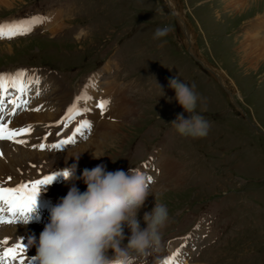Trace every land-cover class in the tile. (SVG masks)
Returning a JSON list of instances; mask_svg holds the SVG:
<instances>
[{
    "label": "rangeland",
    "instance_id": "obj_1",
    "mask_svg": "<svg viewBox=\"0 0 264 264\" xmlns=\"http://www.w3.org/2000/svg\"><path fill=\"white\" fill-rule=\"evenodd\" d=\"M169 1L173 10L168 0H0V24L46 20L49 12H62L58 17L61 29L54 34L39 25L26 35L0 39V73L36 70L55 74L63 91L70 94L66 99L73 100L89 80L94 82L85 90L91 97L83 102L88 111L73 120L71 132L87 120L92 125L90 131L84 130L91 134L87 141L106 133L107 138L116 136V141L104 143L94 152L98 159H106L89 164L87 169L102 164L109 172H127L151 155L139 168L148 180L151 177L152 196L147 197L137 219L143 230L144 214L151 212L155 203L166 205L170 219L163 232L160 264L165 260L171 264H264V51L244 58L245 50L238 52L242 38L250 42V34L255 33L252 28L264 21V0L250 8L246 5L252 0L239 8L238 1L230 8L224 0ZM164 26L171 28L169 34L154 40L156 28ZM164 40L167 43L160 47ZM176 76L189 86L194 84L196 93L206 98V110L201 112L199 103L197 108L211 125L206 138H183L171 125L181 113L188 118L168 86ZM48 80L31 87L29 98L26 96L28 110L21 109L15 116H9L12 109L7 116L4 112L6 121L31 112L39 99L47 100L54 89ZM37 87L39 96L34 92ZM113 93L123 102L116 100L111 111L108 105V117L102 116L107 120L99 119L97 102L113 97ZM38 106L50 110L43 109L41 103ZM9 107L4 105L6 110ZM116 111L127 114L124 121ZM113 116L123 122L111 132L106 122ZM55 128L53 140L57 142L69 129L57 123ZM85 137L64 146L60 153L81 149L87 145V141L79 143ZM162 158L178 165L176 177L170 170V180L165 181L167 175L158 172ZM56 168V172L62 170ZM85 168H77V177ZM34 170L33 165L27 169L25 176L33 175L32 179L21 182L30 184L34 177L43 179L55 173ZM5 183L0 187H9ZM75 184L80 192L86 190L82 180ZM47 192L37 197L43 211L64 197L54 194V188ZM2 216L7 220V212ZM43 221L40 217L38 223ZM13 224L0 223V231L12 230ZM130 235L125 226L123 244ZM3 252L0 248V256ZM149 264H156L155 259L150 257Z\"/></svg>",
    "mask_w": 264,
    "mask_h": 264
},
{
    "label": "clouds",
    "instance_id": "obj_2",
    "mask_svg": "<svg viewBox=\"0 0 264 264\" xmlns=\"http://www.w3.org/2000/svg\"><path fill=\"white\" fill-rule=\"evenodd\" d=\"M170 31L167 26L157 27L153 39L161 40ZM165 43L166 40L159 46ZM168 86L174 90L178 105L188 113V118L181 113L171 123L175 132L193 140L206 138L210 122L197 112L198 103L202 105L201 112L206 110V98L196 93L194 84L189 86L177 76ZM76 172L75 163L58 171L57 179L71 187L66 196L50 208L49 222L38 241L34 236L27 241V248L33 245L36 248L33 264H149L150 257L160 264L163 232L170 218L166 205L155 203L152 211L144 214L146 227L141 230L137 213L147 197L152 196L145 173L136 167H130L127 172H109L102 164L85 168L79 177ZM77 179L86 185L84 192L76 187ZM45 191L47 186L41 189ZM39 220L36 199L31 213L20 224L26 226ZM125 226L131 232L126 245L123 244Z\"/></svg>",
    "mask_w": 264,
    "mask_h": 264
},
{
    "label": "bare ground",
    "instance_id": "obj_3",
    "mask_svg": "<svg viewBox=\"0 0 264 264\" xmlns=\"http://www.w3.org/2000/svg\"><path fill=\"white\" fill-rule=\"evenodd\" d=\"M224 1H226L225 6L227 8L233 7L234 2L238 1V5H239L238 8H239V7H242L246 3L247 0H224ZM168 2H169V6L173 10L174 4L171 3L169 0H168ZM260 3H262V0H252V2H249V5H246V6H247V8L248 7L250 8V5L252 7V6H257ZM68 11H69V13L72 12L70 9ZM60 16H62L61 11L49 12L46 16L47 19L43 20L44 22L35 25L32 28V30H34V28L39 26V25H43V27H49L46 31L54 34L56 31H59L61 29L59 26V23H58V21H59L58 17H60ZM182 21L183 20H181V22ZM21 22H23V21H21ZM14 23H20V22H16V21L9 22V21H7V22L1 23V24H14ZM56 29H58V30H56ZM187 30H188V28H187ZM252 31H255V33L250 34L251 37H253L250 39V42H249V38H242V42H240V44L241 43L242 44H241V49L238 52L243 53L242 50L243 49L245 50V54L243 53V58H244V56L247 57V55H256L259 53V51L261 53L264 51V21L261 23L260 27L252 28ZM26 72L30 76L31 75L38 76L39 80L44 81V80L49 79L50 81L48 80L47 84L50 85V87L52 86V88L54 86L53 93L51 95H48L47 100L41 98L38 101L34 102L33 108L31 107L32 109L37 108V107H39L38 104L41 103V107H44L43 109L49 108L50 110H52V112L50 113V110H46V111L41 110L42 112L38 111L36 113L31 111L29 113H26V114L20 116L19 118L15 119L14 121H13V118L11 119V123L9 124V128L19 129V128H26L29 125H31L32 131L29 135H25V136H21V137L17 138L18 140L26 141V143H23V144L14 143L11 141H0V180L3 177L2 182L0 184H2V186H3L4 183L6 181H8L9 177L11 178V180H10L11 182L9 184L5 183L6 184L5 186L8 185L9 187H15V186L23 183V182H21L22 180H28L30 178L32 179L31 176H33V175H30V174L33 172L31 170H29V171H31L29 174L30 178H27V176H25L27 174L26 173L27 169H30L32 165L36 169V170H34L36 173L39 172L42 174H44V173L51 174V173H53L54 170H55L54 172H56V169H57L56 167H58V168L61 167L60 169H64L66 167H70L72 164L75 163L77 165V168L82 169V168L88 167L89 164L91 165V164L98 162V160L99 161L105 160L106 159L105 157H102L100 159L95 158V157H99V156L95 155L94 152L98 148L104 146V143L106 144V143H112V142L116 141V136L114 138H112L113 136H110L107 138V136L109 135L108 133H106L104 136H100L98 138L90 139L89 141L86 142L87 145H85L84 147L81 146L82 148L75 150V152H71V150L69 149L67 151L60 153L61 148L60 149H52L49 147V145L52 143H59L60 140L58 142H54L55 140H53L55 137V132L57 130V128H55L56 123H57V121H59L58 118L62 117V115L65 114L67 108L72 105L74 100L72 98L66 99L70 94H69L68 90H66L65 92L63 91V89H62L63 85L60 83L58 77L55 74L42 73V72H38L36 70H29ZM92 83H94V82L89 80L88 86L85 87L81 91V93L85 92V90L88 89V87H90V85H92ZM33 87L34 86H32V88ZM11 92H12V96H14L15 93L13 94L12 90H11ZM30 92L27 93L28 98H29ZM34 92H36V90H34ZM34 92H32V93H34ZM50 96L52 97L51 99H50ZM104 100L110 101V103H109L110 110L109 111H111V108L115 105L114 102H116V100L121 101L120 103L123 102L122 100L119 99V97L117 96V93H113V97L107 96ZM83 102L84 101H82V102H80V104H78V107L80 109H83V107L85 106L83 104ZM19 103H23V100H20ZM47 103H49V104L47 105ZM117 104H119V103H117ZM116 113H118V115H119L120 111H116ZM47 114H50V116H47ZM53 114H55V115L52 117ZM120 114H121L122 120L124 121V119L127 117V114H125L124 112L120 113ZM118 115H115V116H118ZM102 116L108 117V113L105 112L104 115L98 116L99 119H102V120L106 119L107 120L106 117H102ZM54 117L57 119H55ZM108 120H110V122H106L107 123L106 127H108V129H110L111 132H113L112 129H115L116 126L119 124L118 122H123V121H120L118 118H115L114 116L109 117ZM75 122L76 121H72L69 124V127L67 128L69 130L67 131V129H66L67 132L63 131L64 137L62 136L63 138L61 140L65 139V138L67 139L69 136H71L73 124ZM50 131H53L54 134L50 133ZM45 137H47V139H45ZM103 137H106L107 139L103 138ZM41 143L45 144V150L39 149L38 146ZM32 147L37 154H35V152H32L33 151ZM77 157H78V159H77ZM159 163H160V167L158 168L159 169L158 172L159 173L163 172V173H165V175H167V178L165 179V181L170 180L168 177L169 176L168 173L170 172V170H173V173H174L173 176L176 177L175 173L178 172V170L176 171V169L179 168L176 163L172 162L169 159H163V158L159 161ZM77 170H79V169H77ZM38 179H40V178L34 177V180L33 181L31 180V181L35 182ZM14 180H15V182H13ZM61 181L62 180H60L58 184L56 183L55 186H51L52 184L50 185V187L47 186V189L52 190L54 188V194L61 193V194H64V196H66L69 188L71 187V184L62 183L63 181L62 182ZM40 187L42 189L45 186H40ZM47 193L48 192L45 191L44 194H47ZM0 206H1L0 208H4V211L0 212L1 216L3 215V213L7 212V219L11 218L9 216V213H8L6 206H4V205H0ZM38 207L41 208L42 205H38ZM46 221H47V219H46ZM48 222H49V218H48V221L46 223H45V221H43L41 223L32 222L26 226L23 224H20V223H18V224L14 223L13 227L11 226L13 228L12 230L5 229L6 231H4V232L0 231V246H1L0 248L5 251L6 248L12 247L9 244L12 242H14L13 243L14 245L17 243H20L22 245L23 244L27 245V241H28L29 237H32V236H34L36 238V240L38 241L40 233L43 231L45 224H47ZM200 227H199V230L202 231V227L201 228ZM201 236H202V233H201ZM5 239L8 241L7 245L2 243ZM201 244H202V241H201ZM183 247H184V243H183ZM185 250H186V248H185ZM169 251H171L173 253V248H171ZM35 255H36V248H35V245H33L31 248H27V252L25 254L24 259L27 260V258H32ZM166 261L167 260H165L163 262V264H165ZM15 263H17V262L15 261ZM15 263H13V264H15Z\"/></svg>",
    "mask_w": 264,
    "mask_h": 264
},
{
    "label": "snow or ice",
    "instance_id": "obj_4",
    "mask_svg": "<svg viewBox=\"0 0 264 264\" xmlns=\"http://www.w3.org/2000/svg\"><path fill=\"white\" fill-rule=\"evenodd\" d=\"M42 22H44L43 18H33L29 21H23L20 23L0 24V39H11L16 36L26 35L31 32L35 25ZM39 84L40 80L38 76H30L24 70H18L17 72L8 75L0 73V141H11L20 144L26 143V141L18 140L17 138L29 135L32 131L31 125L19 129L9 128L11 121L9 120L5 122L4 105H11L12 110L9 113L10 116H15L21 109L28 110L29 100L26 98L27 93L31 90L32 86H38ZM10 89L15 93L14 99L9 96ZM36 95H40L38 87ZM20 100H23L22 104L19 103ZM90 100L91 97L87 96L86 92H82L79 96L75 97L72 105L67 108L65 115L61 120L57 121V125H63V127L67 129L69 124L77 116H82L88 111V109H80L78 104L82 101L88 102ZM109 103L110 101L108 100H100L97 102L96 106L100 110L101 115H104L107 111ZM40 110V107L32 109V111ZM91 127V123L84 120L78 127H75L71 136L67 139L60 140L59 143H52L49 147L52 149L63 148L65 145L73 143V138L77 134H83V130L85 129L90 131ZM45 139H47V137H45ZM38 147L40 150H44L45 144L41 143ZM58 175L59 173L55 172L52 175H46L43 179H38L30 184L21 183L15 187H0V204L6 206L9 216L11 217L6 220L3 216H0V223H21L22 220L31 213L36 199L41 192L40 186L50 185L57 179ZM8 180L10 181L11 178L9 177ZM149 180H151V177H149ZM3 211L4 208H0V212ZM2 243L7 245L8 241L5 239ZM26 252V245L17 243L13 247L5 249L3 255L0 256V261H8L9 264H11L12 261H18V264H33L32 258H27V260L23 258ZM165 264H171V261H166Z\"/></svg>",
    "mask_w": 264,
    "mask_h": 264
},
{
    "label": "water",
    "instance_id": "obj_5",
    "mask_svg": "<svg viewBox=\"0 0 264 264\" xmlns=\"http://www.w3.org/2000/svg\"><path fill=\"white\" fill-rule=\"evenodd\" d=\"M199 61V60H198ZM238 107V106H237Z\"/></svg>",
    "mask_w": 264,
    "mask_h": 264
}]
</instances>
